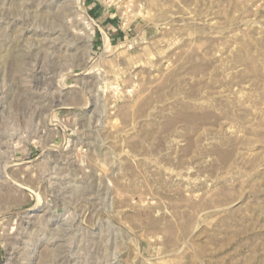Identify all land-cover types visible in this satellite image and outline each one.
Masks as SVG:
<instances>
[{
    "label": "rangeland",
    "instance_id": "374dc122",
    "mask_svg": "<svg viewBox=\"0 0 264 264\" xmlns=\"http://www.w3.org/2000/svg\"><path fill=\"white\" fill-rule=\"evenodd\" d=\"M0 264H264V0H0Z\"/></svg>",
    "mask_w": 264,
    "mask_h": 264
}]
</instances>
